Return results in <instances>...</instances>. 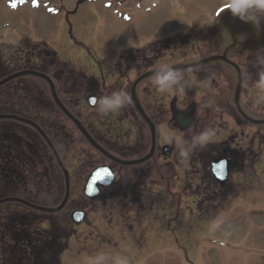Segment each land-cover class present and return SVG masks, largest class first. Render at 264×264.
Here are the masks:
<instances>
[{
    "label": "rangeland",
    "instance_id": "374dc122",
    "mask_svg": "<svg viewBox=\"0 0 264 264\" xmlns=\"http://www.w3.org/2000/svg\"><path fill=\"white\" fill-rule=\"evenodd\" d=\"M21 1L13 8V0H0V45H13L24 39L45 42L55 50L62 61L60 66L67 71L76 67L92 76L105 77L94 82L82 78L86 87L73 95V105L77 103L75 111L82 119H91V127L95 125L102 132L111 130L110 139L128 149V157L134 153L138 157L148 151L150 133L147 125L132 102L115 117L102 118L97 106L87 103V93L94 88L99 98L124 90L131 96L133 82L144 72L157 69L162 63L174 65L215 53L202 25L212 21L217 9L226 3V0ZM193 27L198 30L195 40H180L173 47L161 43V40L185 34ZM148 46L152 49L148 50ZM129 49L141 50L133 55L130 53L126 69H113L122 52ZM11 53L19 57L17 51ZM261 56L264 51L250 55L249 61L245 59L248 62L242 63L248 75L244 77L242 98L252 115L264 118V106L253 103L255 89L252 87L258 70L256 60ZM20 66L22 64H18V68ZM186 74L198 79L211 74V83L207 87L197 84L183 93L174 91L169 94L157 93L150 78L141 84L140 100L157 124L158 149L155 160L131 167L112 164L92 149L49 101L52 99L48 86L39 83V91L34 97L42 99L43 113L54 111L52 118L61 122L68 133L67 140L57 145L72 175V205L69 208H85L87 211L83 225L73 226L70 220V224L67 221L72 238L62 255L61 264H95L97 257L101 258L99 264H113L117 256L125 264H264V125L245 120L230 100L231 104L221 105L230 114L224 117V124L214 126L208 121L199 123L198 127L192 125L185 131L189 137L180 131L185 139H190L205 129H214L215 133L221 129L229 147L239 149L243 146L248 150L249 161L237 160L223 193L210 182L209 165L199 167L193 161V155L186 164L180 163L177 167L172 164L176 163L177 150L170 160L162 155V129L179 132L174 109L185 111L194 101L201 105L204 100L216 96L219 90L233 95L236 77L226 67H201ZM65 77L66 73L63 80ZM58 91L66 100L62 85L58 84ZM210 104L214 107V103ZM200 113L202 116L204 111ZM202 126L205 129H199ZM52 160L54 163L53 157ZM99 164L112 165L120 177L98 198L86 199L83 195L85 180L92 168ZM142 172L146 176L135 183V191L141 192V199L134 196L135 206L127 220L120 222L117 213L133 196L128 194L132 190L127 185L133 184ZM179 173L184 179L178 180ZM55 181L51 183L52 192H58L60 196L65 188L62 173L55 175ZM42 194L46 199L43 201L55 204L57 194ZM13 208L1 209L0 225ZM124 223L127 226L122 230L121 224ZM5 234L10 241V234Z\"/></svg>",
    "mask_w": 264,
    "mask_h": 264
},
{
    "label": "trees",
    "instance_id": "16d2710c",
    "mask_svg": "<svg viewBox=\"0 0 264 264\" xmlns=\"http://www.w3.org/2000/svg\"><path fill=\"white\" fill-rule=\"evenodd\" d=\"M0 47V78L8 75L11 72V67L13 65L15 67V63L23 62L25 66L35 67L37 62H42L47 66V69L59 67L55 53L45 45L32 44L26 40L15 46ZM13 50L17 51L19 57L11 53ZM32 53H34L33 56H28ZM129 56L128 52L123 55L122 59L127 61ZM38 58L40 60L36 61ZM67 74L64 85H62L65 89L62 91L68 97L67 104L72 106L74 104L73 95H77L76 93L81 91L83 87L81 79H87V76L85 72H76L75 70H70ZM35 83L33 79L23 78L1 90L0 113H13L31 118L45 130L47 129L54 142L62 144L67 140L68 134L61 122L52 118L53 111L51 109L52 112L43 113L42 99L34 97L37 90L39 91ZM46 103L49 102L46 101ZM95 129V133L99 136L100 131L98 128ZM38 138V134L26 125L15 121H0V197L17 195L39 203L42 193L53 190L51 183L55 181L57 169L53 165L47 148L38 141ZM100 139L102 140V138ZM105 147L113 150L107 145ZM15 164L19 167L16 174H14ZM32 170L36 171V183H31L26 174ZM14 176L22 180L20 185L24 187L23 194H18V188L10 183V179ZM59 200L56 199V202ZM7 206L10 205L7 204ZM38 216L37 212L25 215L22 213L10 214L7 219V227L14 232L12 235L13 244H10L6 249L11 253L9 260L1 255L0 264H60V254L65 248L63 240L67 238L68 232L65 227L63 228L57 223H53L46 230L38 228L35 233L31 232V225L37 222Z\"/></svg>",
    "mask_w": 264,
    "mask_h": 264
},
{
    "label": "water",
    "instance_id": "95a60500",
    "mask_svg": "<svg viewBox=\"0 0 264 264\" xmlns=\"http://www.w3.org/2000/svg\"><path fill=\"white\" fill-rule=\"evenodd\" d=\"M205 28H206L207 32L210 34L212 41L216 44V46L218 47L219 50L223 51L224 55L223 56L203 57V58L196 59L193 61L184 62V63L174 65V67L182 69V70H189V69L196 68V67L202 66V65H207V64L223 63L225 65L231 66L237 72V87H236V94H235L236 99L235 100H236L237 105L240 106L239 95L241 92L243 79H242L240 70L237 67V65L234 64L233 62H231L227 57H228V55H235V54L239 55V54L246 52V51L247 52H256V51L260 50L261 48H263L264 47V22L262 21L259 28H258L255 24H253L251 22H245L244 20H241L239 17L233 16L230 9H225L221 12V14L219 15V17L215 23L208 25ZM226 37H227V40H230V42H227ZM225 44H226V46H224ZM62 73L63 72L61 71L60 73L56 74L55 78L59 80ZM152 73H153V71H148L145 74L141 75L134 82L133 87H132L133 103H134L137 111L139 112V114L148 123L150 130H151V134H152L151 151L149 152L148 155H146L142 159H138V160H123V159L117 158L116 156H114L111 153H109L108 151H106L97 141H95L92 138V136L88 133V131L85 129L83 123L77 117H75L65 107V105H63V103L60 101L59 97L57 96V92H56L53 80L48 75L41 73V72H37V71H22V72L12 74V75L2 79L0 81V86L6 84L7 82H9L15 78L25 76V75H34V76H38V77L46 80L50 85L52 95H53L57 105L76 124L79 131L82 133V135L88 140V142L94 148H96L101 153H103L105 156L114 160L117 163H120L123 165H134V164L142 163V162L150 159L154 155V151H155V141H156L155 125L150 120V118L147 116L145 110L143 109V107L140 104L139 97H138L139 84L144 79L150 77L152 75ZM243 115L246 116L247 118H249L246 114L243 113ZM0 119H15V120L21 121L23 123L29 124V125L33 126L35 129H37L40 132V134L43 136V138L46 140V142L50 146L51 150L54 152L55 157L57 159V162H58L59 166L61 167V169L65 175L66 183H67L66 196H65L64 200L62 201V203L58 207H55V208H46V207L33 205V204H31L25 200L18 199V198L2 199V200H0V204L5 203V202H9V201H16V202H21L25 205H28L30 207H33L35 209L42 210V211H47V212H59V211H61L64 208V206L67 203L68 198H69L70 180H69V172H68L67 168L65 167V165L63 164L56 148L53 146V144L51 143L49 138L46 136V134L31 120L24 119V118H21L18 116H13V115H0ZM249 120L256 122V123H264V120H253L252 118H249ZM188 124L189 123L185 124L184 126L187 127ZM100 171H101V169H97L93 173L92 178L89 181V183H91V185L89 186V184H88L87 188H86L87 192H88V189L93 187L94 184L101 182V177H102L103 172L111 173L110 172L111 170L109 168H105L101 172ZM112 176L113 175L111 174V180H112ZM109 183L110 182H107L105 184L108 185ZM103 184H104V182H103ZM83 215L84 214L81 212H75L72 217L76 222L79 223L83 220Z\"/></svg>",
    "mask_w": 264,
    "mask_h": 264
},
{
    "label": "clouds",
    "instance_id": "9594fccd",
    "mask_svg": "<svg viewBox=\"0 0 264 264\" xmlns=\"http://www.w3.org/2000/svg\"><path fill=\"white\" fill-rule=\"evenodd\" d=\"M225 6L231 10L233 16L239 17L245 22H251L258 28L264 21V0H226ZM256 64L258 70L256 79L252 84L255 89L253 103L260 107L264 106V56L258 57ZM211 78V74L204 79L190 77L185 70L176 68L169 63H162L153 71L150 83L159 94H169L174 91L183 93L185 89L191 88L193 85L198 84L201 87H207L211 83ZM130 103L131 97L126 91L116 90L111 95L97 98L94 104L97 106L99 115L103 118L116 115ZM214 137L215 130L211 128L193 135L190 139H185L180 132L174 129L164 128L161 131L162 144L174 146L178 153L179 163L182 165L189 161L194 151L205 148ZM100 259L97 257L95 264H99ZM113 264H125V261L117 256L114 258Z\"/></svg>",
    "mask_w": 264,
    "mask_h": 264
},
{
    "label": "flooded vegetation",
    "instance_id": "af4514ba",
    "mask_svg": "<svg viewBox=\"0 0 264 264\" xmlns=\"http://www.w3.org/2000/svg\"><path fill=\"white\" fill-rule=\"evenodd\" d=\"M264 51V50H263ZM215 53H217V52H215ZM214 53V54H215ZM259 53H261V52H259ZM258 53V54H259ZM250 55H256V54H249V53H244V54H242V55H240V56H235V57H231V59L233 60V61H236L237 62V64L239 65V67L241 68V70H242V74H243V79H244V82H245V75L246 76H248L244 71V67H243V65H242V63L243 62H245V63H247L248 61H249V57H250ZM245 59L246 60H248V61H245ZM40 59L38 58V59H36V61H39ZM42 60H44V59H42ZM238 62H240V64L238 63ZM38 63V65H40V63H42V62H37ZM43 67H45L44 68V70L47 72V74L49 75V76H53L54 75V69L53 68H48L47 69V66L46 65H41V66H38V69H40V70H42L43 69ZM249 70V69H248ZM195 74V73H194ZM252 76H253V74L252 73H250ZM100 79H102V80H104L103 78H100ZM37 81V80H36ZM39 83H43L42 81H40V80H38V82L37 83H35L36 84V87H37V89L39 88ZM41 87V86H40ZM218 88V87H217ZM91 90V91H90ZM88 92L89 93H87V94H90V93H95V94H97V98H98V93H97V90L96 89H94V88H91ZM38 91V90H37ZM224 91H222V90H219L218 91V93H217V95L216 96H212V97H209L208 99H206V100H204L202 103H201V105L200 104H198V103H195V101L193 102V103H190L191 102V100L188 102V104L190 103L191 105L188 107V108H186V109H184L185 111H181V110H179V109H174L173 110V115H174V119H175V123H176V127L179 129V132L181 131L182 133H184V135L186 136V137H189V134L187 135L186 134V132H185V130H183L182 128H181V126L178 124V121H177V115L179 114V113H182L183 114V117L184 118H190L191 119V123H190V126H189V128L192 126V125H195V127H198V124L199 123H201V122H206V123H208V121L211 123V124H213L214 126L217 124H224V123H222V121L223 120H225L224 119V117L225 116H229L230 114H228V112H226V110H224L223 108H222V106L221 105H226V104H231L230 103V100L234 103V105H235V99H234V96L232 95V96H230L229 94H226V93H223ZM243 94H244V90H242V95H241V109L245 112V113H247L248 115L250 114V110H249V105L248 104H246V102L244 101L243 102ZM210 103H214V107H212V105L210 104ZM187 105V104H186ZM236 107V106H235ZM263 109V108H262ZM201 110H203L204 111V114L201 116V115H199V114H201L200 112H201ZM217 110H219V112H217ZM236 110H238L237 109V107H236ZM251 115V114H250ZM198 116H199V118L200 119H195V118H198ZM254 116V115H253ZM112 117H115V115H113V116H111L110 118H112ZM255 117H257V116H255ZM214 120V121H213ZM50 122H52L51 120H50ZM241 128H243V127H241ZM199 129H205V126H202V127H200ZM197 130V129H196ZM204 131V130H203ZM180 132V133H181ZM202 132V131H201ZM111 136L110 135H108V134H105V137H104V141L106 142V144L111 148V149H115V144H114V142L112 141V140H110L109 138H110ZM229 143H228V140H227V137L225 136V135H223V132H221V129H219V131H217L216 133H215V137H214V141H212V142H210V144H208L210 147H211V153H207V154H205L204 152H202V150H197V151H194L193 153H192V155L195 157L194 159H193V161L194 162H196V164L200 167V166H204V167H206L207 165H208V163H209V160L213 157V158H215V157H217V158H224V159H228L229 161H230V163H231V167H233L236 163H237V160H240V162H248L249 160H248V155H249V152H248V150H245L244 149V147L243 146H241L239 149H236V148H233V147H229V145H228ZM261 145V144H260ZM164 146H171L170 147V149H171V153L169 154V156H165L166 157V159L167 160H170L171 159V157L174 155V152H176V149L174 148V146H172V145H163V147ZM158 147V146H157ZM158 149V148H157ZM127 151H129V150H127ZM132 155H136V153H134V154H132ZM144 155V154H143ZM143 155H141V156H143ZM162 155H164V154H162ZM141 156H138V157H141ZM135 157V156H134ZM191 161H192V158H191ZM176 163H172V164H174L176 167L178 166V164H180L179 163V159H178V157H177V160L175 161ZM245 165H247V164H245ZM244 164L242 165V166H245ZM12 167V166H11ZM18 171H19V167L18 166H16V164L14 165V174H16V173H18ZM142 171V169L140 170V172ZM117 172V171H116ZM183 172V171H182ZM200 172V170L198 171V173ZM35 173H36V171L35 170H32L31 172H29V173H26L27 175H28V178H29V181H31V183H36V181H37V176H34L35 175ZM183 174H184V172H183ZM146 176V173L145 172H142V174L141 173H139V175L136 177V180L138 181V179H143V177H145ZM120 176H119V174L117 173V178H119ZM181 177H183L182 175H181V173H179V175H178V180H180L181 179ZM183 179H184V177H183ZM119 180V179H118ZM209 180H210V182H213V180H212V176L209 174ZM22 180H20V179H18V178H16V176H14L12 179H10V183L11 184H13V185H15L17 188H18V191H17V193L18 194H23V192L25 191L24 190V187L23 186H21L20 185V182H21ZM136 182H134L133 184H128L127 185V187H129V188H131V192H129L128 194H131V195H133V196H131V197H129V199L131 200V201H125V205L122 207V208H120L119 209V212L117 213L118 214V218L120 217V222L121 221H126L127 220V217L129 216V214L131 213V211H132V209H133V207L135 206V202H137V201H133V199H134V196L135 197H137V195H138V199H141V192L140 191H138V192H136L135 191V188H136V184H135ZM125 187V186H124ZM102 192H103V189H102ZM224 192V190H222L221 191V193H223ZM17 196V195H16ZM18 197H21V196H18ZM133 202V203H132ZM84 224V223H83ZM82 224V225H83ZM122 225V230H125V227L127 226V224L126 223H124V224H121ZM0 232H2L3 234H2V239L0 240V249H1V253H0V257H1V255H3V258H6L7 260H9V258H10V251H8V250H6L7 248H8V246L10 245V244H12V242H11V240L10 241H8V236L5 234L6 232H8V230L6 229L5 230V228H0ZM9 233V232H8ZM10 234V233H9ZM123 237H124V234H123ZM122 240V238H120V240L119 241H121ZM3 248H4V253H3Z\"/></svg>",
    "mask_w": 264,
    "mask_h": 264
},
{
    "label": "snow or ice",
    "instance_id": "6c2138e0",
    "mask_svg": "<svg viewBox=\"0 0 264 264\" xmlns=\"http://www.w3.org/2000/svg\"><path fill=\"white\" fill-rule=\"evenodd\" d=\"M20 2L21 0H13V2L11 3V7L13 8L17 7ZM92 103H95V100H93Z\"/></svg>",
    "mask_w": 264,
    "mask_h": 264
}]
</instances>
